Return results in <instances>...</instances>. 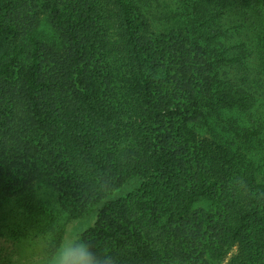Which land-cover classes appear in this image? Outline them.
Segmentation results:
<instances>
[{
  "label": "trees",
  "instance_id": "1",
  "mask_svg": "<svg viewBox=\"0 0 264 264\" xmlns=\"http://www.w3.org/2000/svg\"><path fill=\"white\" fill-rule=\"evenodd\" d=\"M199 25L158 33L138 0H0V200L51 259L98 210L77 241L106 264H264V169L213 119L250 113L260 86Z\"/></svg>",
  "mask_w": 264,
  "mask_h": 264
},
{
  "label": "rangeland",
  "instance_id": "2",
  "mask_svg": "<svg viewBox=\"0 0 264 264\" xmlns=\"http://www.w3.org/2000/svg\"><path fill=\"white\" fill-rule=\"evenodd\" d=\"M138 2L144 7L147 17L158 33L185 28L191 21L198 22L201 30L209 36H216L215 41L232 48L231 56L228 57L239 55L245 58L243 65L239 66L240 70L252 76L260 86L257 87L258 92L254 96L256 101L254 108L248 114L236 111L220 115L216 113L213 119L219 122L217 124V127H221L219 130L222 128L231 130L232 136L240 144L246 138L250 140L251 150L256 154L260 167L264 169V70L261 69L262 64L257 51L261 34L253 24L258 17L264 19V0H259L258 4L251 8L240 4L239 0H138ZM44 28L48 30L46 26ZM135 184L136 182L134 185L128 184L120 196L128 198L134 194L140 182L136 186ZM40 193L47 216L55 220L57 225H63L67 214L60 205L58 195L48 188L42 189ZM97 215L98 210H95L69 224L64 234V242L71 244L77 241L85 231L94 226ZM38 234L40 233L26 225L24 208L17 198L0 200V264H57L55 256L51 259L46 236L44 238L42 234ZM51 235L53 233H48L47 236ZM232 255L233 252L229 253L223 264L227 263Z\"/></svg>",
  "mask_w": 264,
  "mask_h": 264
},
{
  "label": "clouds",
  "instance_id": "3",
  "mask_svg": "<svg viewBox=\"0 0 264 264\" xmlns=\"http://www.w3.org/2000/svg\"><path fill=\"white\" fill-rule=\"evenodd\" d=\"M55 258L57 264H106L110 258H100L93 251L88 242L74 241L71 244L62 240L57 248Z\"/></svg>",
  "mask_w": 264,
  "mask_h": 264
}]
</instances>
